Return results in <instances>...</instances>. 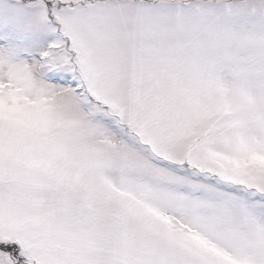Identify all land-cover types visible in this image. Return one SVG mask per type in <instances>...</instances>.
I'll list each match as a JSON object with an SVG mask.
<instances>
[{"label":"snow or ice","instance_id":"obj_1","mask_svg":"<svg viewBox=\"0 0 264 264\" xmlns=\"http://www.w3.org/2000/svg\"><path fill=\"white\" fill-rule=\"evenodd\" d=\"M0 264H264V0H0Z\"/></svg>","mask_w":264,"mask_h":264}]
</instances>
